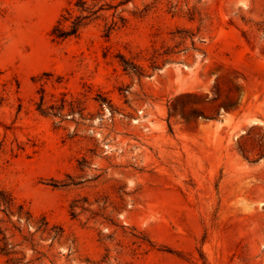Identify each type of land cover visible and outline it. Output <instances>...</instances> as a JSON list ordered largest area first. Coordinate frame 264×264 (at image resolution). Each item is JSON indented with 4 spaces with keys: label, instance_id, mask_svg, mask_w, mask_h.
<instances>
[{
    "label": "rangeland",
    "instance_id": "374dc122",
    "mask_svg": "<svg viewBox=\"0 0 264 264\" xmlns=\"http://www.w3.org/2000/svg\"><path fill=\"white\" fill-rule=\"evenodd\" d=\"M81 1L0 0V264H264V0Z\"/></svg>",
    "mask_w": 264,
    "mask_h": 264
},
{
    "label": "trees",
    "instance_id": "16d2710c",
    "mask_svg": "<svg viewBox=\"0 0 264 264\" xmlns=\"http://www.w3.org/2000/svg\"><path fill=\"white\" fill-rule=\"evenodd\" d=\"M81 3V0H76V3ZM97 9L89 6L80 7L79 13L76 14L70 21L67 27L61 26V21L58 19L51 28L50 34L55 39H65L70 36H76L79 30L89 21L96 13Z\"/></svg>",
    "mask_w": 264,
    "mask_h": 264
}]
</instances>
